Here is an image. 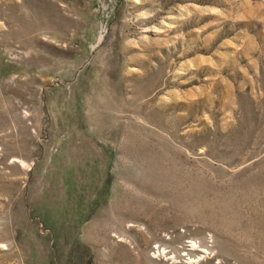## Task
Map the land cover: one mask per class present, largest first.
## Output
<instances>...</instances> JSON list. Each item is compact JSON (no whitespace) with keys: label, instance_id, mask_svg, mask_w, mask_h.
I'll use <instances>...</instances> for the list:
<instances>
[{"label":"rangeland","instance_id":"1","mask_svg":"<svg viewBox=\"0 0 264 264\" xmlns=\"http://www.w3.org/2000/svg\"><path fill=\"white\" fill-rule=\"evenodd\" d=\"M0 264H264V0H0Z\"/></svg>","mask_w":264,"mask_h":264}]
</instances>
